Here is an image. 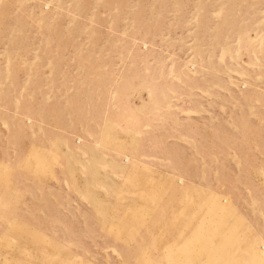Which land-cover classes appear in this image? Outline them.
I'll return each mask as SVG.
<instances>
[{
	"label": "rangeland",
	"instance_id": "1",
	"mask_svg": "<svg viewBox=\"0 0 264 264\" xmlns=\"http://www.w3.org/2000/svg\"><path fill=\"white\" fill-rule=\"evenodd\" d=\"M0 264H264V0H0Z\"/></svg>",
	"mask_w": 264,
	"mask_h": 264
},
{
	"label": "bare ground",
	"instance_id": "2",
	"mask_svg": "<svg viewBox=\"0 0 264 264\" xmlns=\"http://www.w3.org/2000/svg\"><path fill=\"white\" fill-rule=\"evenodd\" d=\"M218 207H220V204L219 205H217ZM202 247V246H201ZM201 247L200 248H198V249H201ZM179 248H181V247H179ZM210 252H211V248L210 249H208ZM210 261H212V258H210Z\"/></svg>",
	"mask_w": 264,
	"mask_h": 264
}]
</instances>
